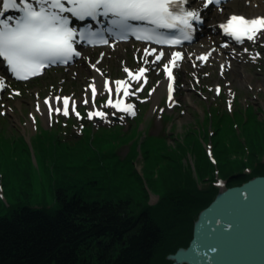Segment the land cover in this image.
Masks as SVG:
<instances>
[{"label":"trees","instance_id":"16d2710c","mask_svg":"<svg viewBox=\"0 0 264 264\" xmlns=\"http://www.w3.org/2000/svg\"><path fill=\"white\" fill-rule=\"evenodd\" d=\"M214 107L208 115L215 117ZM216 116L211 132L196 131L195 136L188 132L179 143L189 154L194 150L197 178H225L229 186H235L264 175V162L253 165L251 161L264 150V122L253 134V118L240 119L227 111ZM235 123L240 124L241 135ZM85 131L89 139L85 142L84 135L79 137L82 147L73 157L69 147L74 142L59 141L61 145L56 146L54 138L44 143L43 156H38L53 204L47 201L34 206L29 192H9L3 179L11 204L6 213H0V264H173L167 255L190 244L194 220L214 201L219 187L201 189L193 171L180 161H162L175 149L168 145L165 134H151L145 127L140 142L133 134L125 136L127 131L119 133L118 128L112 133L103 127ZM202 137L212 143V158ZM114 140H134V144L121 157L113 151ZM140 153L150 187L161 196L157 204L151 203L143 176L135 168ZM160 175L162 184L154 183ZM187 226L191 240H187Z\"/></svg>","mask_w":264,"mask_h":264},{"label":"rangeland","instance_id":"374dc122","mask_svg":"<svg viewBox=\"0 0 264 264\" xmlns=\"http://www.w3.org/2000/svg\"><path fill=\"white\" fill-rule=\"evenodd\" d=\"M227 2L219 6L234 4L236 8L233 13H244L242 9L244 3L241 0ZM217 26L220 28L219 23ZM218 30H213L212 35L215 39L219 38ZM199 39L186 43L180 48L192 54L174 69L176 80L170 101L166 86L162 87L161 84L167 76L166 63L153 55L160 48L146 43L130 40L112 42L105 47H87L82 49V55L73 63L54 66L40 77L22 82L16 81L8 72H4L0 62V73H4L6 80L0 94V213H6L11 204L5 196L3 179L4 182L5 179L8 182L9 192L17 193L20 190L22 193L29 192L30 203L34 206L46 204L47 201L50 204L54 203L50 195L52 189L38 164V156L45 150L44 143L48 144L54 139L56 146L61 145L60 142L63 144L74 142L69 147L74 151L69 150L73 157L82 147L83 142H78V139L82 135L86 137V129L92 128L96 131L103 127L107 129L106 132L112 133L118 128L119 133L127 131L124 133L125 136L133 134V138L141 142L146 134V127L151 134H165L168 145L175 148L172 150L173 156H163L162 161H180L186 168L192 170L194 177L197 178L194 150L189 154L186 152V147L179 144L183 142L188 132L194 136L196 131L201 134L204 131L211 132L215 129V125L211 123L213 118L225 111L231 115L237 114L240 119L253 118L255 122L251 127L254 131L255 128L262 127L264 38L258 35L257 38L247 40L240 45L228 41L225 45L222 41L225 46L222 45L221 53L226 59L225 62L217 58L212 47L214 51L198 52L196 46L200 45ZM107 50H110L109 54L105 52ZM93 68L100 69L108 82L130 78V86L125 94L126 107L113 105L114 97L107 89L90 90L94 79ZM132 73L139 75L131 78ZM65 96L68 97L67 112L64 111L63 106L58 105ZM214 104L215 117L208 115L210 107L212 108ZM128 105H131V108H128ZM97 112H103L105 115H96ZM207 115L210 119L206 121ZM223 119L229 120L226 117ZM234 125L241 135L240 124ZM255 133L256 131L253 134ZM89 135L85 142L89 139ZM202 140L207 152L212 155L211 141L209 139L205 141L203 137ZM133 144L134 140L124 143L115 141L113 151L124 157L130 152ZM179 147L181 150L178 149ZM137 148L139 150L140 146L138 145ZM52 158L53 156L48 158L47 162ZM251 161L253 165L264 162V150L257 152ZM134 162L151 194V203L157 204L161 196L153 193L151 183L145 176V161L142 153ZM171 166L173 165L169 163L168 168L172 169ZM247 170L250 171L251 168L248 167ZM161 179L160 175L155 178L154 183L162 184ZM215 180L202 178L200 182L198 181L199 187L209 189L216 185L220 191L222 187L230 184L225 178ZM188 229L187 240H191L192 232L189 226Z\"/></svg>","mask_w":264,"mask_h":264},{"label":"snow or ice","instance_id":"6c2138e0","mask_svg":"<svg viewBox=\"0 0 264 264\" xmlns=\"http://www.w3.org/2000/svg\"><path fill=\"white\" fill-rule=\"evenodd\" d=\"M182 2L183 0H6L4 6L0 7V56L5 58L17 76L31 75L57 58H70L77 53L74 40L78 32L83 37L85 29H88L90 36L99 37L92 42H107L100 30L94 31L91 24H85L84 27L73 25V18L85 21L91 17L103 24V17L110 21L106 31H115L118 37L123 38L124 33H143L141 39L162 45H175L179 43V39L161 31V28L191 30L190 20L200 19L196 9L181 8ZM9 9L17 10V15L5 16ZM225 28L234 33L237 39L245 36L255 39L258 33L260 38H264V33L260 32L264 29V15L252 19L233 16L231 23L226 24ZM179 55V52L172 53L173 57ZM64 102V111L67 112V96L64 97ZM119 106L118 104L117 107ZM127 107L131 108V105ZM96 115L103 116L105 113L97 112Z\"/></svg>","mask_w":264,"mask_h":264},{"label":"water","instance_id":"95a60500","mask_svg":"<svg viewBox=\"0 0 264 264\" xmlns=\"http://www.w3.org/2000/svg\"><path fill=\"white\" fill-rule=\"evenodd\" d=\"M199 214L173 264H264V175L222 187Z\"/></svg>","mask_w":264,"mask_h":264},{"label":"bare ground","instance_id":"6f19581e","mask_svg":"<svg viewBox=\"0 0 264 264\" xmlns=\"http://www.w3.org/2000/svg\"><path fill=\"white\" fill-rule=\"evenodd\" d=\"M243 4L242 9L246 16L250 17H257L264 15V0H241ZM6 0H0V7H3ZM228 3V2H227ZM189 5L192 6L194 9H196L197 14L201 16L203 19V23L199 25L200 30L196 32V35L199 34L197 38H200L198 42L200 45L196 46V49L198 52L208 53V51H212L211 47L214 48L215 54L217 58L221 62H225L226 59L222 55V41L226 40V37L223 35V31L221 30V26H217V23L222 24L228 20V18L233 13L236 6L234 4H227L225 6H217L216 8H213L210 4H207L203 0H189ZM9 11L5 13V16H8ZM206 25V26H205ZM220 29V30H218ZM213 30H218V39H215L212 35ZM214 31V32H216ZM261 33H264V29L260 31ZM259 35V33H258ZM196 38V37H195ZM223 38V40H222ZM123 44V43H120ZM181 46H174V47H160V50L156 51V55H154L156 58H160L163 62H165V69L167 76L164 81H162L161 84L162 87L167 88L168 94H170V97H173V90L171 87L172 78L174 76V69L177 65L180 63L185 62L187 57H190L192 52H188L187 50H180ZM123 49V48H122ZM204 50V51H203ZM213 50V51H214ZM107 54H109L110 50L105 51ZM173 52H179L180 55L173 57ZM165 56L167 58L165 59ZM6 68V67H4ZM7 70V69H6ZM5 70V71H6ZM139 74L132 73V77L138 76ZM93 76L94 79L92 80V89L93 91H96L99 89H107L111 91L113 99V105L119 104L120 106H124L127 104V102L124 104L123 98H125V94L129 88L130 84V78L125 79L122 81V83L118 84L114 80H110L109 82L105 79V77L102 75L101 70L93 68ZM4 74L0 73V85L4 84ZM116 98V99H115ZM55 101V99L53 100ZM51 103H53L51 101ZM58 105L63 108H65V102L64 100L58 102ZM68 105V104H67ZM126 107V106H125ZM45 111L44 109H42ZM253 178V177H252ZM251 179V178H250Z\"/></svg>","mask_w":264,"mask_h":264}]
</instances>
